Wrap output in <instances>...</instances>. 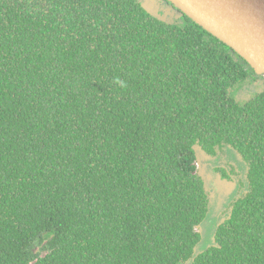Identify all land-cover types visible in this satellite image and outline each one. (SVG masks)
<instances>
[{
    "label": "trees",
    "instance_id": "1",
    "mask_svg": "<svg viewBox=\"0 0 264 264\" xmlns=\"http://www.w3.org/2000/svg\"><path fill=\"white\" fill-rule=\"evenodd\" d=\"M181 14L0 0V264H264V88ZM198 153L236 182L202 248Z\"/></svg>",
    "mask_w": 264,
    "mask_h": 264
},
{
    "label": "water",
    "instance_id": "2",
    "mask_svg": "<svg viewBox=\"0 0 264 264\" xmlns=\"http://www.w3.org/2000/svg\"><path fill=\"white\" fill-rule=\"evenodd\" d=\"M264 76V0H165Z\"/></svg>",
    "mask_w": 264,
    "mask_h": 264
},
{
    "label": "rangeland",
    "instance_id": "3",
    "mask_svg": "<svg viewBox=\"0 0 264 264\" xmlns=\"http://www.w3.org/2000/svg\"><path fill=\"white\" fill-rule=\"evenodd\" d=\"M142 5L155 17L162 19L170 23H182V14L170 3L165 0H140ZM264 88V78L257 74V80L255 84L248 85L244 87L239 93V99H247L254 92ZM235 162L236 165L242 167V161L239 156L235 155L233 152L230 153L229 158ZM215 159L209 160L208 157L199 154L197 155V168L204 166L203 176L205 180V186L209 194V204L210 211L206 221V226L203 228L199 227L196 230H202V240L198 244L197 248H202L208 245V238L210 237L214 225L217 223L219 214L224 209L225 205L231 199V197L236 193V182L229 181L220 178L217 173L212 170L214 166ZM202 169V168H200ZM210 239V238H209Z\"/></svg>",
    "mask_w": 264,
    "mask_h": 264
},
{
    "label": "flooded vegetation",
    "instance_id": "4",
    "mask_svg": "<svg viewBox=\"0 0 264 264\" xmlns=\"http://www.w3.org/2000/svg\"><path fill=\"white\" fill-rule=\"evenodd\" d=\"M204 167V166H203ZM205 168V167H204Z\"/></svg>",
    "mask_w": 264,
    "mask_h": 264
}]
</instances>
